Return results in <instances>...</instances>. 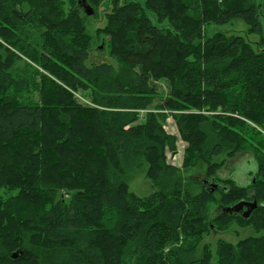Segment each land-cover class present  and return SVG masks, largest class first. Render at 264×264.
<instances>
[{
	"label": "trees",
	"instance_id": "trees-1",
	"mask_svg": "<svg viewBox=\"0 0 264 264\" xmlns=\"http://www.w3.org/2000/svg\"><path fill=\"white\" fill-rule=\"evenodd\" d=\"M118 2L104 32L124 67L110 79L111 63L88 65L83 20L59 0H0V264H264V235L221 242L216 262L210 251L192 257L210 229L207 200L220 205L217 220L264 229V1ZM233 18L261 36L257 45L204 34ZM16 51L51 75L34 69L36 82ZM169 115L184 164L205 162L217 187L163 182L167 150H178ZM221 153L252 154L246 185L219 175L226 160L212 158ZM143 158L155 187L145 198L125 179ZM243 199L257 200L249 217L222 211Z\"/></svg>",
	"mask_w": 264,
	"mask_h": 264
},
{
	"label": "rangeland",
	"instance_id": "rangeland-1",
	"mask_svg": "<svg viewBox=\"0 0 264 264\" xmlns=\"http://www.w3.org/2000/svg\"><path fill=\"white\" fill-rule=\"evenodd\" d=\"M59 0L64 14L77 13L84 23L85 33L89 37L90 45V57L87 61L88 65L97 64L102 62L111 63L114 66L113 73L110 75V79L116 78L120 72H122L124 64L118 62L115 58L110 56L109 41L110 36L104 32V28L108 23V16L112 13L117 1V6L122 4L123 0ZM145 5V0H138ZM256 3H261L264 0H254ZM25 10H28V4L23 5ZM88 10H92L90 13ZM147 14L151 21L160 27H166L169 25L168 18L159 21L157 15L152 10H147ZM263 34H264V17H262ZM248 25L239 18H233L225 24L217 25L214 23L208 24L205 27V35L211 36L218 31H223L228 35L238 34L244 35L253 46L257 45L260 40V35L256 33H247ZM24 61H27L30 66L27 67L24 62L20 63L19 67L28 70H32L35 81H39L40 77L34 73V69L40 72L50 74L48 70H45L41 65L35 63L33 60L26 57L24 54L16 51ZM31 73V72H30ZM51 75V74H50ZM32 82V81H31ZM167 87L165 81L158 83V91L164 92ZM77 99L83 103H90V95H86L83 91L75 92ZM161 100H157L155 104H160ZM157 112L158 109L151 108ZM166 128L169 132L176 131V123L172 116H168L166 119ZM176 127V128H175ZM175 128V129H174ZM177 135V134H176ZM180 146V153L177 150L175 158L171 159V152L167 150V166L161 173V179L166 182L169 188L177 186H183L188 188L191 193H198L203 188V180L206 179L205 172L207 170V164L203 161H199L194 164L185 165L184 154L182 151V141L178 136L177 146ZM179 148V147H178ZM179 153V154H178ZM178 154V155H177ZM222 168L219 170L221 177H232L239 184L246 185L251 178L248 171L256 168V163L252 161L251 153H241L235 157L227 156L225 153H221L212 158V162H222ZM143 165L141 167H133L126 171L125 179L128 185L129 192L135 195L145 198L155 190L150 177L146 174L147 161L143 158ZM221 181V180H220ZM218 192L217 197L220 196ZM220 205L216 201H206L205 214L207 215L210 229L204 232L202 239L197 244L196 249L192 253V257L200 258L204 252L210 251L212 255V262H216L219 259L218 249L221 242H229L236 245L240 240L249 237H261L264 235V229H260L255 223L242 225L238 220H227L229 223L221 222L217 220V216L220 212ZM214 222L215 224L211 223Z\"/></svg>",
	"mask_w": 264,
	"mask_h": 264
},
{
	"label": "water",
	"instance_id": "water-1",
	"mask_svg": "<svg viewBox=\"0 0 264 264\" xmlns=\"http://www.w3.org/2000/svg\"><path fill=\"white\" fill-rule=\"evenodd\" d=\"M90 13H92V10H88ZM204 182V180H203ZM205 183L208 184V186L210 184H213L214 187L218 186V183H216L214 180H205ZM258 203L257 200L254 199L252 201L247 200V199H243L238 201L237 203L231 205V206H223L222 207V211L224 212H230V213H240L242 214L244 217H249L250 214L252 213L253 209H255L257 207ZM245 207V208H244ZM18 252H14L13 253V257H17Z\"/></svg>",
	"mask_w": 264,
	"mask_h": 264
},
{
	"label": "crops",
	"instance_id": "crops-1",
	"mask_svg": "<svg viewBox=\"0 0 264 264\" xmlns=\"http://www.w3.org/2000/svg\"><path fill=\"white\" fill-rule=\"evenodd\" d=\"M176 127H177V125H176ZM176 127H175V128H176ZM165 128H166V123H165ZM175 128H174V129H175ZM166 129H167V128H166ZM167 131H168V130H167ZM168 132H169V131H168ZM169 133L174 134V135L177 134V135H176L177 137L179 136L178 128H176V131L173 130L172 132H169ZM177 141H178V140H177ZM181 141H182V143H183V145H182V151H183V154H184V149H185V147H186V142L183 141L182 139H181ZM178 147H179L178 150H179V153H180V151H181L180 146L178 145ZM179 153H178V154H179ZM175 154H176V153H172V154L170 155V156H171V159L175 158V156H176ZM178 154H177V155H178ZM176 157H177V156H176ZM202 183L204 184V182H202Z\"/></svg>",
	"mask_w": 264,
	"mask_h": 264
},
{
	"label": "flooded vegetation",
	"instance_id": "flooded-vegetation-1",
	"mask_svg": "<svg viewBox=\"0 0 264 264\" xmlns=\"http://www.w3.org/2000/svg\"><path fill=\"white\" fill-rule=\"evenodd\" d=\"M249 172H250V170L248 171V173H249ZM248 175L250 176V173H249ZM205 180H206V179H204V183H205ZM244 208H245V207H244Z\"/></svg>",
	"mask_w": 264,
	"mask_h": 264
}]
</instances>
